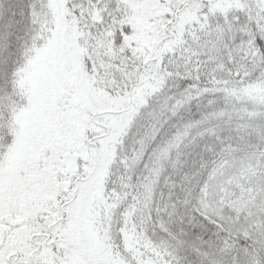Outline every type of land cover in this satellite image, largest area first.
Returning <instances> with one entry per match:
<instances>
[{
	"label": "snow or ice",
	"instance_id": "obj_1",
	"mask_svg": "<svg viewBox=\"0 0 264 264\" xmlns=\"http://www.w3.org/2000/svg\"><path fill=\"white\" fill-rule=\"evenodd\" d=\"M262 196L264 0L0 3V264H264Z\"/></svg>",
	"mask_w": 264,
	"mask_h": 264
},
{
	"label": "trees",
	"instance_id": "obj_2",
	"mask_svg": "<svg viewBox=\"0 0 264 264\" xmlns=\"http://www.w3.org/2000/svg\"><path fill=\"white\" fill-rule=\"evenodd\" d=\"M2 2H3V0H0V3H2ZM191 111H192V113L194 115H198V113L196 112L195 106L192 107ZM220 135H221V137H229V136H233L234 137V134L231 133L226 127L223 128V130L220 132ZM232 142H235V140L233 139ZM220 148H221V145L219 143H217L216 144L217 152H219ZM251 152H252V149H246L244 153L236 152L233 155L238 157V156H241V155L250 154ZM224 156H225V153H220V156L218 158H222ZM233 172H234V168L233 167H226V169H223V174L225 176L232 175ZM249 180H251L252 182L257 183V184L260 183L258 175L254 174V173L249 175L246 178L245 182H248ZM233 190L238 192V188L234 187ZM240 203H242V204L240 205ZM231 205H233L236 208L238 206H241V207L247 206L248 209L251 212H256L260 208H263L264 196L260 197L259 199H257L253 203H247V202H243V201H236L234 204H231ZM206 228L208 229L207 232H204V230L200 229V228H197V229H194V230H190L189 234L186 237L183 238L185 240V242H186L185 243V247L189 250L188 260L191 261L192 264H197L196 255L194 253V249L200 243L199 239H197V236L200 235L201 233H203V238L205 240H207L209 233L213 230V225L212 224H206ZM241 243H243V241H241ZM217 260L220 261V262L221 261H225L226 264L229 263V259H228V256L226 254L225 255H218L217 256Z\"/></svg>",
	"mask_w": 264,
	"mask_h": 264
},
{
	"label": "rangeland",
	"instance_id": "obj_3",
	"mask_svg": "<svg viewBox=\"0 0 264 264\" xmlns=\"http://www.w3.org/2000/svg\"><path fill=\"white\" fill-rule=\"evenodd\" d=\"M229 159H231V157H229ZM226 169V168H225ZM235 173V169L234 172L232 174ZM242 203H240L241 205ZM233 205H227L223 208L222 210V217L224 219V223L229 226V227H239L240 229H243L246 227L247 224V219L246 217L248 216V213L250 212V210L248 209L247 206L241 207L238 206L237 208L234 207ZM264 208V205H263ZM239 210V211H237ZM239 216L240 217V223L239 225H237L236 223V217ZM216 264H226L225 261H218L216 262ZM229 264V263H228Z\"/></svg>",
	"mask_w": 264,
	"mask_h": 264
}]
</instances>
